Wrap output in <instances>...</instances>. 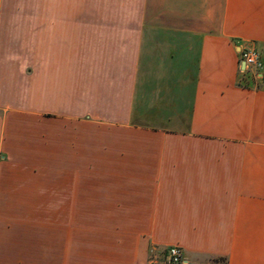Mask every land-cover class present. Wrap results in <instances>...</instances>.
Segmentation results:
<instances>
[{
    "label": "crops",
    "instance_id": "crops-1",
    "mask_svg": "<svg viewBox=\"0 0 264 264\" xmlns=\"http://www.w3.org/2000/svg\"><path fill=\"white\" fill-rule=\"evenodd\" d=\"M264 0H0V264H264Z\"/></svg>",
    "mask_w": 264,
    "mask_h": 264
},
{
    "label": "built area",
    "instance_id": "built-area-1",
    "mask_svg": "<svg viewBox=\"0 0 264 264\" xmlns=\"http://www.w3.org/2000/svg\"><path fill=\"white\" fill-rule=\"evenodd\" d=\"M244 64V67H243ZM241 72H249L256 79L263 78L264 54L256 46H246L240 50ZM168 264H179L183 262V252L179 246H170L167 249Z\"/></svg>",
    "mask_w": 264,
    "mask_h": 264
},
{
    "label": "rangeland",
    "instance_id": "rangeland-1",
    "mask_svg": "<svg viewBox=\"0 0 264 264\" xmlns=\"http://www.w3.org/2000/svg\"><path fill=\"white\" fill-rule=\"evenodd\" d=\"M259 85H264V80L259 81ZM202 264H225V261L218 257H205L202 259Z\"/></svg>",
    "mask_w": 264,
    "mask_h": 264
},
{
    "label": "trees",
    "instance_id": "trees-1",
    "mask_svg": "<svg viewBox=\"0 0 264 264\" xmlns=\"http://www.w3.org/2000/svg\"><path fill=\"white\" fill-rule=\"evenodd\" d=\"M245 75H247V76H249V77H251V78H253V76L251 75V74H249V72H243ZM262 80H264V72H263V78H262ZM224 261H225V263H226V259L225 258H222Z\"/></svg>",
    "mask_w": 264,
    "mask_h": 264
},
{
    "label": "water",
    "instance_id": "water-1",
    "mask_svg": "<svg viewBox=\"0 0 264 264\" xmlns=\"http://www.w3.org/2000/svg\"><path fill=\"white\" fill-rule=\"evenodd\" d=\"M243 67H244V64H243Z\"/></svg>",
    "mask_w": 264,
    "mask_h": 264
}]
</instances>
